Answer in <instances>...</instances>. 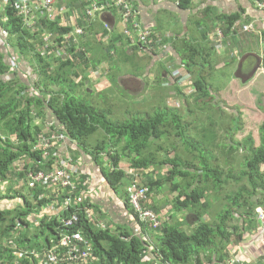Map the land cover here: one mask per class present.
<instances>
[{"label":"trees","instance_id":"1","mask_svg":"<svg viewBox=\"0 0 264 264\" xmlns=\"http://www.w3.org/2000/svg\"><path fill=\"white\" fill-rule=\"evenodd\" d=\"M191 1L180 0V7L189 8ZM25 14L20 15L12 2L5 13H0V33L5 34L3 40L0 39V183H7L13 176L26 183L31 172L36 174L46 169L44 166L52 165L51 156L44 159L46 150L40 149L38 142L40 136L50 139L51 134L44 127L50 125L49 120H54L63 127L62 132L74 147L71 150L79 149L91 156L115 193L121 192L131 174L141 176L150 171H165L161 179L151 180L143 186L149 185L151 194L152 188L169 184L171 192L176 193L173 208L178 213L189 212L190 219L196 217L197 227L191 234L181 230L188 222L154 230L148 221L140 220L127 192L123 198L136 227L115 224V228H107L94 217L90 221L84 210L71 208L66 201L61 207H51L53 197H47L46 185L29 179L22 188L24 193L13 188L5 194L0 193V261L13 264V249L17 248L20 264H45L62 234L81 232L91 245L88 264H191L192 260L194 264H202L199 257L207 249H215L216 253L227 251L217 259L218 264H226L230 256L226 247L232 237L236 236L234 243L243 237L242 233L238 235L240 220L248 221V226L254 227L259 220L257 208L264 207V123L259 128L260 144L257 147L251 133L241 142L235 139L243 131L242 113L231 111L229 127L221 125L227 110L214 104L221 87L215 88L205 76L206 72L214 70L212 55H205L213 49L190 43L186 45L188 60L185 56L182 64L192 76L198 73L193 76L191 86L195 94L189 97L197 99L194 111L200 108L202 113L220 112V118L217 113L207 114L208 121L194 128L193 123H187L182 116V109L170 108L162 100L164 106L158 107L154 114L114 121L112 107L88 103L84 100L87 92L81 89L83 85L64 76L71 65H63L57 70V76L47 75L48 65H40L39 61L37 68L36 61L32 60V42L37 39L31 29H24ZM240 19V14L227 17V30H232L230 28ZM57 24L45 16L47 29H42L39 34L45 35V31L52 30L61 33ZM260 41L264 45V33ZM156 45L165 48L163 44ZM260 49L263 51L264 47ZM262 60L264 68V57ZM83 62L86 63L83 59L79 63ZM38 70L42 71L41 76L45 74L44 79H33L30 73ZM182 79L177 76L178 82L173 83V89L176 97H181V102L189 109L190 100L183 95L187 88L179 83ZM51 130H58L54 123ZM95 136L97 141L93 145ZM220 150L225 151L229 160L242 158L240 150L247 154L239 164V171L224 169L216 154ZM228 159L226 165L232 162ZM18 162L24 165L15 174ZM232 185H237V189L227 190ZM66 192L59 193L58 200L66 199ZM71 194V198H76L79 190ZM5 203L8 207L3 209ZM85 206L87 203L83 208ZM151 208L160 215L159 208ZM73 216H77L78 221L67 225ZM171 216L175 217V214ZM205 216H210L212 222H205Z\"/></svg>","mask_w":264,"mask_h":264},{"label":"crops","instance_id":"2","mask_svg":"<svg viewBox=\"0 0 264 264\" xmlns=\"http://www.w3.org/2000/svg\"><path fill=\"white\" fill-rule=\"evenodd\" d=\"M39 1L0 0V13H5L6 7L11 2L20 10V15L23 14V8H27L28 12L23 16L24 29H31L36 36L37 40L32 42L34 49L32 60L36 61L37 68H39L37 65L39 61L40 65L41 63L48 65L47 75L57 76V70L63 65H71L70 70L65 71L64 76L70 78L73 83L82 84L83 92H87L96 100L98 97H105L110 105H114L118 101L114 99L118 89L117 85L139 101L146 97H158L166 103L167 96L177 98L174 91L162 93L166 91V88L150 86L147 81H155L154 68L160 64V72L163 73L164 81L176 83L178 82L177 76L180 75L183 77L182 82L179 81L182 83L181 87H188L189 83L187 81L184 83L187 80L184 77L192 75L186 70L182 61L188 54L186 45L190 43L200 44L206 49L212 48L213 52L206 51L205 55H212L214 66L219 64L218 60L223 61L220 68L213 67L214 70L206 72L207 76H211L216 70L219 72L223 69L227 70V68L230 70L235 64H238L236 66L239 68V73L242 74L241 65H244L246 61L258 58L248 50L251 46L259 48L260 38L264 33V10L256 5L259 0H192L191 6L187 9L180 7V0H128L137 13V21L142 29L151 30L155 36L160 38V44L165 45L164 49L155 45V49L151 51L134 45L132 38H138L139 35L132 26L124 23L119 9L112 8L94 16H89L87 13L93 4L107 5L117 0H58L52 7L51 16L47 11L38 7ZM235 14H240L241 19L230 28L232 30L228 31L227 17ZM45 16L51 22L58 23L56 27L61 29V33L52 30L45 31V35L39 34L42 29H47L44 25ZM4 19L6 20V18ZM249 26H253L256 32L254 30L247 33L245 29ZM0 34L2 36V33ZM7 34L9 33L7 32ZM4 36L5 34L0 39L3 40ZM240 39L241 41H239ZM260 44V47L263 48L264 45ZM5 48L3 47V49ZM185 58L188 60V56ZM82 59L86 63L80 64ZM242 59L244 60L242 61ZM208 62L211 63L209 60ZM249 64L247 63L245 66ZM119 65H122L124 69L117 71L116 68ZM41 73L42 71L38 70L30 74L34 80L44 79L46 76L45 74L41 76ZM197 74L196 72L193 76ZM228 76L230 77L231 74L226 75V77ZM139 88L144 91H136ZM171 88L174 87L171 86ZM55 89L57 88L55 87ZM50 90H53L52 87ZM185 92L188 97L195 94L191 87ZM87 94L84 95L88 96ZM49 121L54 123L58 129L53 132L52 136L64 135L65 142H58L55 147L51 148L53 151L45 152L44 159L51 156L52 165L44 167L49 171H66L76 177L77 180L74 181L79 182V192L84 195L87 203L86 208L96 219V222L112 229L116 227L115 224L136 227V222L127 211V203L123 197L133 184H147L143 180V175L131 174L121 192L115 193L108 186L92 157L79 149L72 151L71 149L74 147L70 144L68 136L62 132L63 127L54 120ZM50 126H47L46 132L52 134ZM67 138L68 141H66ZM39 140L40 144L41 136ZM76 161L78 165H76ZM73 162L75 164L72 165ZM15 170L16 174L21 168ZM29 179L27 176L26 183H29ZM47 189L49 190L47 197H53L51 204L53 207L54 201L58 200V195L53 189ZM43 196L45 197V193ZM152 200L153 198H151L149 208L153 210L151 207L155 206V209H158L155 204L152 205ZM58 201L63 203L64 199ZM259 209L264 210V207ZM174 210L172 208V211ZM171 215V211L170 215H159L164 227L188 222L187 225L181 226V230L188 234H191L197 227V218L190 219L191 215L187 211L180 212L175 217ZM164 216L167 218L162 219ZM204 221L212 222L210 216H205ZM248 225V221L240 220L238 235L242 233L243 237L236 243H234L236 236L232 237L230 244L226 247L230 254L226 264L235 258L240 259V264H264L262 224L258 220L253 225L254 227ZM16 249H13L15 257L13 264H20L19 251ZM216 251L207 249L202 252L199 257L201 263L218 264L217 259L221 255H225L227 251L224 250L220 253H216ZM0 264L9 263L0 261ZM156 264L159 263L156 262ZM191 264H194V260Z\"/></svg>","mask_w":264,"mask_h":264},{"label":"rangeland","instance_id":"3","mask_svg":"<svg viewBox=\"0 0 264 264\" xmlns=\"http://www.w3.org/2000/svg\"><path fill=\"white\" fill-rule=\"evenodd\" d=\"M251 31V30H250ZM254 31V29H252ZM251 31V32H252ZM241 41V39L239 40ZM259 47V46H258ZM259 48H255V46H251V48L248 50L249 52H252L258 57L255 59L253 62L252 68L248 70V72H245V74H240L239 73V68L236 66L238 64L233 65L230 70L227 68V70H221V72L217 71L211 76H207L208 81L210 83H213L215 88L216 87H221L220 91L217 93L219 98L215 100L214 104H220L223 106V110H227L224 112L222 119L224 124H221L224 126L229 127V121L231 117V111L242 113L243 114V131L236 136V141L241 142L246 136H248L250 133L252 134L255 145L256 147L259 146L260 144V135H259V128L261 125L264 123V68L262 67L263 64V51H260ZM245 51V50H244ZM263 52V53H262ZM246 53V51H245ZM244 54V52H243ZM262 55V56H261ZM244 59H242L243 61ZM219 64L216 66L217 68L221 67V64L223 61L220 59L218 60ZM215 67V66H214ZM160 64H157L156 67L154 68V72H156L155 75V81L150 82L147 81V83L150 86L153 87H163L166 88V91L161 90L162 93L166 92H171L174 91V89L171 88L174 87V85L168 81H164L162 79L163 73L160 72ZM120 69H124L122 65H119L116 70L120 71ZM204 69L208 70L207 67L204 66ZM212 71V70H210ZM227 72V73H226ZM231 74V76L228 78L226 75ZM238 74L239 76L237 77ZM236 76V77H235ZM187 78L186 81L189 83L187 89L190 88L193 84L194 77H184ZM184 86V84H183ZM117 90L114 96H116L114 99H117L116 101L119 104L110 105L107 100H105V97H98L93 98L92 96L84 95V100L87 101L90 104H95V105H104L108 107H112L110 110L113 113L112 119L114 121H124L126 118H137L138 116H149L150 114H154L156 109L158 107L164 106L163 102L161 99L158 97H146L141 99L140 101L137 99L132 98L124 89H120L117 85ZM185 88V89H186ZM136 91H144V89H138ZM185 91V90H183ZM188 92V91H186ZM184 92V96L187 97L188 94ZM216 94V95H217ZM120 97V98H119ZM189 98V97H187ZM102 99V100H100ZM181 97L174 98L171 96H167V99L165 100L167 103V106L170 108H180L182 116L186 118L187 123H193L194 128L197 126H200L208 121L207 119V114H216L217 117L220 118V112H209V113H202L201 109L199 108L198 111H194L193 105L197 101V99H190V107H185V103L183 101L181 102ZM100 101V102H99ZM102 103V104H100ZM192 105V106H191ZM212 106V104L209 105V107ZM227 107V108H226ZM193 110L191 112V110ZM228 112V113H227ZM239 115V114H238ZM52 125V122L50 123ZM196 126V127H195ZM47 129V125L44 127ZM51 128V127H50ZM227 129V128H226ZM223 133V132H222ZM191 134H193V131L191 130ZM97 141V136L93 137L92 143L93 145L96 144ZM220 152V153H219ZM241 154L242 158L245 157L247 154L243 153L242 150L239 151ZM216 154L220 157V163L224 167V169L228 172L229 169L233 168L235 171H239L240 167L239 164L242 162V158L239 157L234 160H229L228 157H226L225 151H218ZM232 161L229 162L226 165V161ZM17 168H22L24 163L23 162H18ZM76 165H78V162L76 161ZM166 170V169H165ZM165 171L159 172V173H151L147 172L143 175V180L145 183H150L151 180L157 181V179H161L165 173ZM152 176V177H151ZM25 187V182L22 180H19L18 177H10L7 183H0V193L5 194L8 189L13 188L17 191L23 192L22 188ZM237 189V185H232V187H228L227 190H232L235 191ZM176 193L171 192V187L169 184L165 185L164 187H161L159 189L152 188V195L151 198L152 200V205H156L157 208H159L160 215H170L171 213H174L175 215L178 214L176 211H172V201L175 198ZM167 206H170L167 208ZM8 204L5 203L4 208H7ZM164 211V212H163ZM179 216V215H178ZM167 217L164 216L162 219H166ZM208 219V217H206Z\"/></svg>","mask_w":264,"mask_h":264},{"label":"built area","instance_id":"4","mask_svg":"<svg viewBox=\"0 0 264 264\" xmlns=\"http://www.w3.org/2000/svg\"><path fill=\"white\" fill-rule=\"evenodd\" d=\"M58 0H40L38 7L44 9L51 16L52 7L56 4ZM257 6L264 10V0L257 3ZM116 8L119 9L123 16V21L128 26L138 33V38H132L134 45L139 47H149L150 49L154 48L156 43L160 45V38L155 36L154 33L149 29H142V26L137 21V13L132 7L130 1L128 0H117L116 2L109 3L107 5H91L90 9L87 11L89 16H94L97 13ZM27 8H23V13H26ZM48 15V16H49ZM252 31V26H249L245 29L247 33ZM51 127V126H50ZM51 130V128H50ZM50 139L41 136L40 149L48 151L52 147L62 143L65 140V136H52ZM75 162L72 163V165ZM29 178L37 182L38 184L46 185V188L53 189L57 195L66 192V204L71 206V208H78L84 210L87 218L91 221L93 220V215L88 211L86 206L83 208V205L86 203L85 197L82 193L79 192L78 197L71 198V193L79 190V182L76 177L72 176L66 171H49L43 169L36 174L31 172ZM150 191L147 187L143 185L133 184L128 189V198L131 203L132 208L139 214L141 221H148L152 225V229L158 230L161 228L162 221L161 218L149 208ZM63 203H60L57 199L54 201V206L61 207ZM57 212H60V209H57ZM257 214L259 221L262 224L264 231V210L257 209ZM78 221L77 216H73L71 220L67 221V225H72ZM91 245L89 241L84 237V234L81 232H76L74 234H62L60 237L59 244L54 246V249L49 252L48 261L45 264H62V262H67L68 264H88L91 256ZM229 264H240V259L235 258Z\"/></svg>","mask_w":264,"mask_h":264},{"label":"flooded vegetation","instance_id":"5","mask_svg":"<svg viewBox=\"0 0 264 264\" xmlns=\"http://www.w3.org/2000/svg\"><path fill=\"white\" fill-rule=\"evenodd\" d=\"M255 60V59H254ZM246 61L245 63H244V65H241V72L243 73V74H245V72H248V70L250 69V68H252V66H253V62H255V61ZM247 63H250L249 65H247V66H245V64H247Z\"/></svg>","mask_w":264,"mask_h":264},{"label":"bare ground","instance_id":"6","mask_svg":"<svg viewBox=\"0 0 264 264\" xmlns=\"http://www.w3.org/2000/svg\"><path fill=\"white\" fill-rule=\"evenodd\" d=\"M136 175V174H135ZM146 186V185H145ZM128 192V191H127ZM114 203H116V202H114ZM120 203V202H119ZM131 204V203H130ZM124 219V218H123ZM96 220V219H95ZM120 220H122V219H120ZM117 221V220H116ZM116 221H114L115 223H116ZM113 222V223H114ZM123 222H124V220H123ZM163 223V222H162ZM108 228V227H107ZM139 237V236H138ZM151 251V250H150ZM92 260V259H91Z\"/></svg>","mask_w":264,"mask_h":264}]
</instances>
